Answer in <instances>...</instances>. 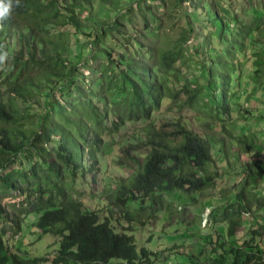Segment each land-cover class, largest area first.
I'll use <instances>...</instances> for the list:
<instances>
[{
    "label": "trees",
    "instance_id": "obj_1",
    "mask_svg": "<svg viewBox=\"0 0 264 264\" xmlns=\"http://www.w3.org/2000/svg\"><path fill=\"white\" fill-rule=\"evenodd\" d=\"M92 1L21 0V6L15 7L12 16L2 22L4 28L0 30V44L5 45L10 59L6 61V67L0 69V189L21 187L15 173L21 177L28 173L38 177L37 197L32 198L28 188H21L23 192L18 190L16 194L23 197L18 204L33 205L32 211L40 214L36 226L41 235L55 234L61 238L52 264H114L116 261V264H143L151 262V256H156V253L145 246L138 248L136 238L131 233L133 224L146 225L156 217L157 211L166 208L165 192L181 190L193 194L215 187L220 174L212 150L217 144L215 142L225 148L227 145L222 138L215 139L213 145L208 137L188 128L182 118H162L158 123L153 118L165 97L170 101L169 107L176 105L182 110V104L218 118L208 100L201 98L204 85L199 81L192 86L186 84L184 93L187 97L184 100L180 98V90L167 88L164 82L165 74L179 70L178 61H188L186 49L191 31L183 28L173 42L166 31L162 35L165 17L168 21L172 18L170 6L181 5L185 0H126L125 3L121 0H101V4L108 9L105 19L95 20V28L92 26L93 16L83 17ZM143 1L147 4L141 10ZM160 6L164 12L154 29L148 26V22L142 29L131 23L134 21L133 14L154 15ZM115 12L118 13L116 20H112ZM213 14L214 24L209 28L214 27L216 32L220 28L219 38L222 39L227 22L217 11ZM124 18H127L125 22L121 20ZM153 21L156 20L153 18ZM218 22H221L220 27ZM50 25L72 27L78 40L90 37L85 42L103 55L100 56L106 76L103 92L107 100L102 107L85 98L71 110L59 102L58 106L50 102L52 106L42 113L39 128L25 129L23 113L29 112V109L22 110L18 100L34 105L39 102L38 95L44 87L53 89L72 73L67 66L71 60L64 57L66 52L68 55L64 42L68 32L52 34L47 31ZM254 28L262 31L257 22ZM87 29L90 30L87 32ZM152 36H156L153 42L158 46L148 42ZM14 38L19 46L17 51L10 46ZM108 38L114 43L107 45ZM161 38L162 46L159 45ZM244 39L245 35L239 34L230 51L233 48L241 50ZM230 55L212 60L213 64L204 70L207 84L223 91L221 105L224 109L228 105L231 86ZM257 63L262 65L264 58L260 56ZM261 72V68L255 70L256 81L261 77ZM109 87L113 89L111 93ZM79 89L85 91V95L89 94L84 88ZM116 109L118 116L108 127L105 121L110 117V112ZM139 118L152 121L144 129L149 148L141 156L133 151L143 144L131 143L123 148L116 164L129 174L118 177L116 187L107 188V206L85 210L81 200L66 194L67 184L64 180L68 178V170L77 172L86 154L98 160L97 152L107 129H118L126 120ZM56 135H59L57 143L49 147ZM237 143L246 153L256 148L252 133H241ZM22 152L30 153V156L28 153L26 155L32 159L31 168L26 172L13 167ZM75 153L78 154L77 159L73 158ZM9 166L14 170L4 173ZM251 176L253 178V174H249ZM250 184L247 179L245 189L238 193L239 202L228 204L220 218L228 222L227 234L231 238L243 225V212H250L254 207L256 210L264 208V198L250 192ZM45 194L48 195L44 197ZM147 200L150 203L145 206ZM131 202H139V206L133 207ZM29 212L28 209L23 210L24 214ZM115 214L124 218L128 226L117 228L115 220L118 218H115ZM0 216L20 227L21 220L11 216L1 202ZM261 228L264 230V223ZM228 253L230 258L225 254L214 258L217 264H264V250L261 247L236 240ZM44 261L50 259L13 252L0 230V264H42Z\"/></svg>",
    "mask_w": 264,
    "mask_h": 264
},
{
    "label": "rangeland",
    "instance_id": "obj_2",
    "mask_svg": "<svg viewBox=\"0 0 264 264\" xmlns=\"http://www.w3.org/2000/svg\"><path fill=\"white\" fill-rule=\"evenodd\" d=\"M92 2L88 5L89 9L83 13V17L93 16L92 26L95 28V20L105 19L108 8L101 4V0ZM121 2L127 1L121 0ZM146 4L143 1L141 10ZM156 9L158 11L154 15L133 14L134 21L131 23L142 29L148 22V26L154 29L164 12L161 6ZM212 10L217 11L227 22L222 39L219 38L220 28L217 32L213 30L214 27L209 28V25L214 24L212 23L214 14L210 13ZM117 12L113 14L112 20H116ZM169 12L172 18L168 21L165 17L162 35L166 31L173 42L183 28L189 29L191 34L186 49L189 54L188 61H178L179 70L165 74V85L167 88L180 90V98L184 100L187 97L184 93L186 84L192 86L199 81L204 85L201 98L208 100L213 107V113L218 118L211 117L206 112L199 113L197 109L184 107L182 104V110L176 105L169 107L170 101L167 97L154 112L153 118L156 123L162 118L170 120L182 118L188 128L208 137L213 145L215 139L222 138L227 146L225 148L215 142L217 144L212 150L216 169L220 174L215 187L208 188L202 193L189 194L181 190L163 193L164 204L168 202L166 208L157 211L156 217L146 225L133 224L131 233L134 234L139 249L145 246L156 253V256H151V262L143 264H217L214 258L218 256L220 258L225 254L230 258L228 250L236 240L264 250V230L261 228L264 223V208L256 210L254 207L250 212H243L241 215L243 225L234 238L227 234L228 222L220 219L228 204L239 202L238 193L245 189L247 179L251 182L248 190L264 198V63L262 65L257 63L260 56L264 58V0H185L181 5H171ZM153 18L156 21H153ZM126 19L121 20L125 22ZM255 22L262 29L261 32L254 28ZM220 24L221 22H218V27ZM89 30L87 29V32ZM47 31L52 34L68 32L64 38L68 55L66 52L64 57L66 56L73 63L67 65L72 73L62 82L59 81L57 87L53 89L44 87L38 95L39 102L34 105L30 106L18 100L22 110L29 109V112L23 113L25 117L22 122L25 123V129L39 128L42 113L52 106L50 102L56 106L59 102L67 110H71L85 98L102 107L107 100L103 92V84L106 80L102 66L103 59L100 57L103 55L85 42L90 37L78 40L76 31L70 26L50 25ZM239 34L245 35L243 47L241 50L233 48L230 51ZM155 39L156 36H152L148 42L158 46L153 42ZM10 42L11 48L17 51L19 46L16 39H11ZM113 43L108 38L107 45ZM159 45H163L162 38ZM259 50L261 55L257 56ZM226 55H230L228 61L232 64V72L228 105L224 109L221 105L223 91L207 84V73L204 70L213 64L212 60L216 61ZM258 68L263 69V73L261 72V77L256 81L254 73ZM79 88H84L89 94L85 95V91L81 92ZM108 90L110 93L113 91L112 87ZM115 98L119 99V96ZM117 113V109L115 112H110L105 125L111 127V121ZM150 122L152 121L148 118L126 120L118 129H107L102 135L103 143L97 152L98 160L95 161L86 154L77 172L68 170V178L64 180L67 184L66 194L81 200L85 210H98L107 206V188L116 187L117 178L127 177L129 174L125 168L116 164V160L122 154V149L127 148L131 143L144 145L135 149L133 151L135 154L141 156L146 153L149 147L144 129ZM243 132L254 135L256 148L253 152L246 153L239 148L237 137ZM58 138L59 135H56L49 147L54 146ZM27 153L22 152L18 155L13 165L14 169H19L20 172L29 171L32 159L27 157ZM28 155L30 156V153ZM77 157L78 154L75 153L73 158L77 159ZM13 167L9 166L4 173L12 172ZM249 174H253V178L249 177ZM15 175L21 187L10 190L0 189V202L11 216L21 220L20 227L0 216V230L5 234V242L13 252L45 256L50 261H44L42 264H52L61 238L55 234L41 235V231L36 226L40 214L32 211L33 205L18 204L23 197L16 194L18 190L23 192L21 188H28L32 198L37 197L38 177L31 173L25 177L17 173ZM47 187L50 188L51 185ZM47 195L45 194L44 197ZM149 203L150 201L147 200L144 205L148 206ZM131 206L138 207L139 202H131ZM27 209L30 211L29 214H24L23 210ZM115 218H118L115 220L117 228L128 226L119 214H115Z\"/></svg>",
    "mask_w": 264,
    "mask_h": 264
},
{
    "label": "clouds",
    "instance_id": "obj_3",
    "mask_svg": "<svg viewBox=\"0 0 264 264\" xmlns=\"http://www.w3.org/2000/svg\"><path fill=\"white\" fill-rule=\"evenodd\" d=\"M18 6H21V0H0V30L4 28L2 22L10 18L14 8ZM9 59V52L5 50V45L0 44V69L6 67V61Z\"/></svg>",
    "mask_w": 264,
    "mask_h": 264
}]
</instances>
